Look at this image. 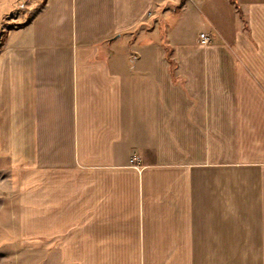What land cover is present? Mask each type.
Wrapping results in <instances>:
<instances>
[{
    "label": "crops",
    "instance_id": "obj_1",
    "mask_svg": "<svg viewBox=\"0 0 264 264\" xmlns=\"http://www.w3.org/2000/svg\"><path fill=\"white\" fill-rule=\"evenodd\" d=\"M2 166L40 264H264V0H47L2 38Z\"/></svg>",
    "mask_w": 264,
    "mask_h": 264
},
{
    "label": "rangeland",
    "instance_id": "obj_2",
    "mask_svg": "<svg viewBox=\"0 0 264 264\" xmlns=\"http://www.w3.org/2000/svg\"><path fill=\"white\" fill-rule=\"evenodd\" d=\"M47 0H0V46L3 36L28 24ZM16 176L0 167V264H40L36 248L23 245L17 228Z\"/></svg>",
    "mask_w": 264,
    "mask_h": 264
},
{
    "label": "built area",
    "instance_id": "obj_3",
    "mask_svg": "<svg viewBox=\"0 0 264 264\" xmlns=\"http://www.w3.org/2000/svg\"><path fill=\"white\" fill-rule=\"evenodd\" d=\"M201 42L203 45H209L211 42L210 36L207 35L206 33H202L201 34Z\"/></svg>",
    "mask_w": 264,
    "mask_h": 264
}]
</instances>
